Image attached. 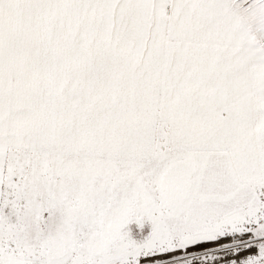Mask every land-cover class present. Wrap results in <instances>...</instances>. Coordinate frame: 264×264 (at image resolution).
I'll use <instances>...</instances> for the list:
<instances>
[{
	"label": "snow or ice",
	"instance_id": "6c2138e0",
	"mask_svg": "<svg viewBox=\"0 0 264 264\" xmlns=\"http://www.w3.org/2000/svg\"><path fill=\"white\" fill-rule=\"evenodd\" d=\"M0 264H264V0H0Z\"/></svg>",
	"mask_w": 264,
	"mask_h": 264
}]
</instances>
